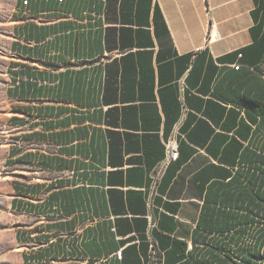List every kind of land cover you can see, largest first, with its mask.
Wrapping results in <instances>:
<instances>
[{
    "label": "crops",
    "instance_id": "0c3cea01",
    "mask_svg": "<svg viewBox=\"0 0 264 264\" xmlns=\"http://www.w3.org/2000/svg\"><path fill=\"white\" fill-rule=\"evenodd\" d=\"M248 65L264 70V0H15L21 264H149L153 243L163 264H261L264 79Z\"/></svg>",
    "mask_w": 264,
    "mask_h": 264
},
{
    "label": "rangeland",
    "instance_id": "374dc122",
    "mask_svg": "<svg viewBox=\"0 0 264 264\" xmlns=\"http://www.w3.org/2000/svg\"><path fill=\"white\" fill-rule=\"evenodd\" d=\"M15 0H0V264H21L14 240L16 215L10 209V185L4 167L9 142L6 100V67Z\"/></svg>",
    "mask_w": 264,
    "mask_h": 264
},
{
    "label": "built area",
    "instance_id": "2783aa9c",
    "mask_svg": "<svg viewBox=\"0 0 264 264\" xmlns=\"http://www.w3.org/2000/svg\"><path fill=\"white\" fill-rule=\"evenodd\" d=\"M166 152H167L166 159L161 164H159V166L157 167L155 171V179L157 182L162 177L168 165L179 157V153H180L179 152V140H177L176 138L168 140L166 142ZM189 246L191 248V245ZM151 251H152V256H151L152 263L151 264H159L157 250H155L152 247ZM118 255L122 257V250L118 252Z\"/></svg>",
    "mask_w": 264,
    "mask_h": 264
},
{
    "label": "trees",
    "instance_id": "16d2710c",
    "mask_svg": "<svg viewBox=\"0 0 264 264\" xmlns=\"http://www.w3.org/2000/svg\"><path fill=\"white\" fill-rule=\"evenodd\" d=\"M248 67L251 69V70H253V71H256V73H258V75L261 77V78H263L264 79V70H258L255 66H252V65H248ZM179 152H180V143H179ZM179 155H180V153H179ZM179 158V157H178ZM177 158V159H178ZM176 159V160H177ZM176 160H174V161H176ZM173 162V161H172ZM171 162V163H172ZM151 248H150V261H149V264H151L152 263V259H151V256H152V247L155 249V250H157V254H158V262H159V264H163V262H164V253L153 243L151 246H150ZM123 253V252H122ZM261 264H264V257L262 258V263Z\"/></svg>",
    "mask_w": 264,
    "mask_h": 264
}]
</instances>
